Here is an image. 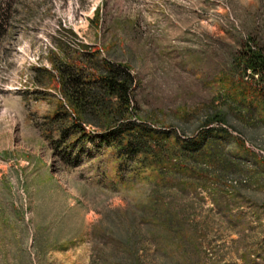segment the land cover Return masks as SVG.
I'll return each mask as SVG.
<instances>
[{
    "label": "rangeland",
    "instance_id": "1",
    "mask_svg": "<svg viewBox=\"0 0 264 264\" xmlns=\"http://www.w3.org/2000/svg\"><path fill=\"white\" fill-rule=\"evenodd\" d=\"M248 48L264 52V0H0V264H91L92 226L156 190L121 180L96 140L55 148L57 66L90 56L136 78L135 119L188 138L224 114L228 167L200 165L213 180L197 191L156 193L197 230L201 264H264V111L246 108L259 85L239 66ZM37 69L54 77L39 85Z\"/></svg>",
    "mask_w": 264,
    "mask_h": 264
},
{
    "label": "trees",
    "instance_id": "2",
    "mask_svg": "<svg viewBox=\"0 0 264 264\" xmlns=\"http://www.w3.org/2000/svg\"><path fill=\"white\" fill-rule=\"evenodd\" d=\"M93 57L87 59L91 66H57L55 77L62 99L47 120L49 127H54L49 133L59 135L55 148L64 147L62 152L69 156L76 145L96 140L100 148L115 150L121 180L132 176L131 182H135L136 177L144 176L142 180L156 190L147 203L134 205L133 211H112L111 228L103 220L92 226L95 255L91 264H147L144 257L149 246L151 264H201L197 230L189 218L157 193L197 191L213 180L198 169L200 165L228 167L225 141L231 135L222 126L229 122L223 113L209 115L186 138L174 130L135 119L132 98L136 78L123 65L93 61ZM239 66L257 76L259 82L253 87L254 100L246 108L257 110L260 106L264 111V52L246 49ZM36 71L34 82L39 85H43V76L54 77L48 70ZM214 124L220 127H211ZM89 129L95 134L92 139Z\"/></svg>",
    "mask_w": 264,
    "mask_h": 264
}]
</instances>
